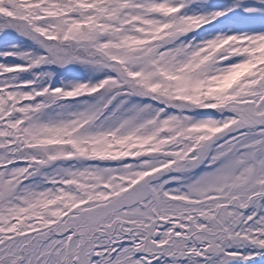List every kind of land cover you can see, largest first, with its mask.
<instances>
[{
	"label": "snow or ice",
	"instance_id": "6c2138e0",
	"mask_svg": "<svg viewBox=\"0 0 264 264\" xmlns=\"http://www.w3.org/2000/svg\"><path fill=\"white\" fill-rule=\"evenodd\" d=\"M0 264H264V0H0Z\"/></svg>",
	"mask_w": 264,
	"mask_h": 264
}]
</instances>
